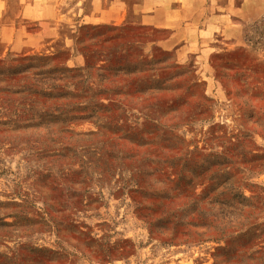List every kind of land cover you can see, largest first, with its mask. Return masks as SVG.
I'll return each mask as SVG.
<instances>
[{
  "label": "rangeland",
  "instance_id": "rangeland-1",
  "mask_svg": "<svg viewBox=\"0 0 264 264\" xmlns=\"http://www.w3.org/2000/svg\"><path fill=\"white\" fill-rule=\"evenodd\" d=\"M8 6L0 264H215L243 244L264 247V0H235L221 13L212 4L211 27L192 44L139 24L81 26L73 13L68 24L53 21L50 37L49 22ZM14 27L27 37L3 33ZM170 156L182 169L174 184L238 195L222 199L238 217L228 237L171 243L139 217L138 208L154 207L146 198L175 189L158 174L176 170L163 165ZM122 248V258H94Z\"/></svg>",
  "mask_w": 264,
  "mask_h": 264
},
{
  "label": "trees",
  "instance_id": "trees-1",
  "mask_svg": "<svg viewBox=\"0 0 264 264\" xmlns=\"http://www.w3.org/2000/svg\"><path fill=\"white\" fill-rule=\"evenodd\" d=\"M89 60H93V56H90ZM168 163L171 168H176V170L170 169V171L166 172L162 170L158 174L165 178L167 182L173 184L175 189L165 197L155 198L153 194L151 195L154 198L145 197L154 204V207L138 208L139 217L144 219L149 225L150 232L156 237L172 240L171 243L204 240L219 241L225 239L228 230L236 228L235 222L238 219L236 215L233 217L234 219L231 218L234 210L231 209L230 203L222 201L224 197L231 194L227 193L229 188L226 187L221 190L214 186H207L203 188L202 193L198 194L199 186L204 184L180 178L174 184L171 176L178 177L177 171H182L177 166L180 160L176 156H170L163 163L164 167ZM204 175L206 173L201 174V176ZM232 190L234 192V188ZM59 191H61L60 196H66L62 193V189ZM137 192L135 191V193ZM231 195L233 198H235V195L238 196L233 193ZM243 200L246 201L245 198ZM157 202L160 203L159 206H155ZM76 203L75 205H77ZM49 215L52 219L58 218V214L52 212V210ZM43 225H47L45 220L33 221L32 223L33 227ZM14 227L16 228V225ZM79 233L82 234V232ZM253 249L251 243L243 244L233 251L227 252L221 258L215 256V264H264V247L252 251ZM126 253H128L126 248H122V252H116L112 249L104 253L103 250H100L98 254H95L94 258L100 260H104L102 258L118 259L122 258Z\"/></svg>",
  "mask_w": 264,
  "mask_h": 264
},
{
  "label": "crops",
  "instance_id": "crops-1",
  "mask_svg": "<svg viewBox=\"0 0 264 264\" xmlns=\"http://www.w3.org/2000/svg\"><path fill=\"white\" fill-rule=\"evenodd\" d=\"M18 8L12 9L20 13L19 18L26 21H40L42 24L49 22L51 29L48 34L53 37L58 33L52 25L54 22L64 21L66 24L74 21L70 18L73 13L78 17L82 25H113L139 24L141 26L156 29L175 30V38L178 41L194 43L192 36L200 39L211 27L206 17L212 13V4L219 6L214 8L215 13L231 12V6L235 0H226L225 8L221 7L224 0H14ZM66 5V8L64 7ZM71 5L74 7L70 9ZM212 7V8H211ZM10 7L8 0H0V17L8 13ZM242 11V8H241ZM133 20H135L133 22ZM56 24V23H55ZM73 25L68 29L73 30ZM14 27V31L3 30L7 36L13 34L19 37H27V33L20 32ZM56 30V31H55ZM5 37V36H4ZM8 38V37H7ZM5 39V38H4ZM176 40H174L175 42ZM14 42V41H13Z\"/></svg>",
  "mask_w": 264,
  "mask_h": 264
}]
</instances>
